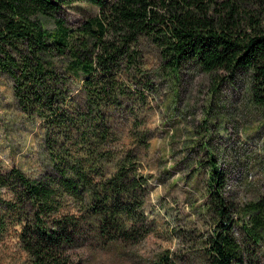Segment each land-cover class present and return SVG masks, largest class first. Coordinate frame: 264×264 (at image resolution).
<instances>
[{
	"label": "trees",
	"instance_id": "16d2710c",
	"mask_svg": "<svg viewBox=\"0 0 264 264\" xmlns=\"http://www.w3.org/2000/svg\"><path fill=\"white\" fill-rule=\"evenodd\" d=\"M78 3L99 13L72 29L62 16ZM141 41L155 48L161 71L196 67L213 94L242 82L264 117V0H0V74L11 80L21 113L41 121L52 166L37 179L0 173V239L20 226L31 264H76L72 249L136 244L151 233L147 180L130 154L115 151L102 112L120 106V76L147 79ZM73 78L84 93L80 106L71 100ZM212 159L198 163L207 169L214 221L205 264H247L246 250L264 241V195L234 204Z\"/></svg>",
	"mask_w": 264,
	"mask_h": 264
},
{
	"label": "rangeland",
	"instance_id": "374dc122",
	"mask_svg": "<svg viewBox=\"0 0 264 264\" xmlns=\"http://www.w3.org/2000/svg\"><path fill=\"white\" fill-rule=\"evenodd\" d=\"M94 6L78 3L64 10L76 29L98 16ZM52 29L50 20H43ZM147 79L125 82L120 106L103 110L117 136L114 149L132 156L146 178L144 216L151 233L141 242L94 243L69 251L76 264H205L204 243L214 221L208 210L210 161L226 176L225 196L243 205L264 195V117L246 95L243 83L211 91L210 78L188 66L178 75L161 71L155 48L140 42ZM123 75H127L125 72ZM71 100L84 102L80 79H72ZM109 147V145H108ZM43 146L41 121L17 108L12 82L0 74V173L19 170L30 179L51 172ZM198 169V170H197ZM20 226L8 227L0 239V264H31L21 249ZM236 236L243 239L240 228ZM249 247L247 264H264V241Z\"/></svg>",
	"mask_w": 264,
	"mask_h": 264
}]
</instances>
